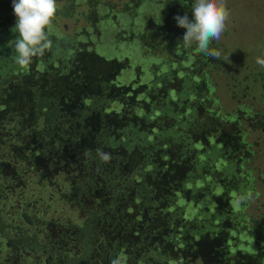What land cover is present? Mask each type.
Instances as JSON below:
<instances>
[{
	"label": "trees",
	"instance_id": "1",
	"mask_svg": "<svg viewBox=\"0 0 264 264\" xmlns=\"http://www.w3.org/2000/svg\"><path fill=\"white\" fill-rule=\"evenodd\" d=\"M14 26L7 18L0 21V142L4 144L0 174L7 177L10 193L16 187L25 191L32 184L39 190L40 197H20L16 204L24 207L26 223L36 225L33 238L40 243L41 252L45 250V255L53 259L56 255L50 264H111L118 256L122 264H264V251L260 246L256 251L251 244V237L263 232L256 229L257 221H253V229L242 225L241 215L233 209L229 215H221L228 218V223L213 231L212 220L207 218L210 213L194 211L192 206L201 190L214 202L226 200L233 184L221 179L238 176L234 171L237 157L224 155L221 150L217 151L220 155H213L210 146L227 133L234 147L240 149V145L245 153H252L245 136L248 130L264 134V111L252 112L253 107L240 105L232 122L205 109L199 121L207 102L199 91L210 81L204 72L202 85L198 84L195 74L207 57L201 53L193 56L194 63L188 70L189 62L180 60L186 50L179 41L173 67H161L156 75L152 69L151 80L144 78L149 72L144 65L132 63L129 54L125 66L118 61L120 55L101 54V48L119 50L120 41L130 48L135 34L121 29V24L114 25L119 31L113 39L106 35L110 31L98 26L83 27L74 34L54 32L52 47L35 57L27 69H20L14 62L12 41L18 35L12 31ZM148 28L137 35L139 39L149 31L161 33ZM166 32H177L178 40L185 34ZM150 44L139 40L144 60L152 57L147 47ZM167 46L165 42L161 50ZM214 62L209 61L213 66ZM132 72L137 77L133 78ZM258 74L253 80L262 82L263 75ZM144 79L149 95L143 90L141 100L128 107L130 102L123 97ZM261 85L264 87V82ZM247 90L249 85L245 84ZM189 93L195 95L192 103L188 102ZM183 100L191 105L185 113ZM202 147L207 153L199 152ZM97 149L110 153V161L102 162ZM222 154L233 163L220 174L211 166L226 160ZM206 173L213 177L210 187L198 191L192 185L191 192L186 190L185 184H193L195 175L201 179ZM218 183L220 189L228 188L224 197L212 191ZM247 184L240 178L232 194L249 192ZM255 194L254 190L252 196ZM188 199L193 213L190 218L183 213ZM73 201L84 217L81 223L63 220L56 213L57 206ZM37 205V209H29ZM236 229L245 232L243 240L227 236V231L234 234ZM247 234L249 245L244 243ZM257 242H262L259 237ZM243 248L245 252L239 251ZM254 250L255 254L248 253Z\"/></svg>",
	"mask_w": 264,
	"mask_h": 264
},
{
	"label": "rangeland",
	"instance_id": "2",
	"mask_svg": "<svg viewBox=\"0 0 264 264\" xmlns=\"http://www.w3.org/2000/svg\"><path fill=\"white\" fill-rule=\"evenodd\" d=\"M99 1L101 4H105L106 8L111 13L107 15L108 19H106V22L102 20L99 21L98 24L100 27H103L105 25L109 26L102 28L105 31L111 32V34L106 35H111L113 39V34L119 31L117 30V28L119 27H114L113 22H116V24L119 23L121 25H124V27H121V29L135 34L134 39L131 41V43L129 42L130 48L125 46L126 42L120 41V45H122V47L119 48V50L110 51L106 48H101L102 55H120L118 56V61L121 62V66H125L126 56L127 54H129L132 63L143 64L146 70L149 71L145 72L146 76L143 75L147 80L152 79L151 75H153V72L155 75L158 74L157 71L159 68L162 67L164 70H166L168 66L169 68L173 67L174 62L172 61L177 60L175 55L177 43L179 41V43L182 44V41L177 39V32L168 34L166 32L167 28L160 27L162 29H159L155 26H149V24L151 25L152 22H147V20L150 17L149 14H151L153 16V21L156 24L159 23L161 26H163L165 22L168 23V21L170 22L171 20V24L176 25L177 22L175 21L174 17L176 15L183 16L186 13L191 20L193 18L191 12L192 5L195 0H183L182 2L181 0H177V2L175 1V4L173 5H171V2L173 0H147L143 6L144 11L139 14V17L133 14L134 12L131 11V9H128V11H126L125 13L123 12L122 9L125 7L126 3L129 2V0ZM57 4L58 12L54 18V24L57 25V27H54V32H58L59 34H74L77 33L79 29L87 27L92 22L91 19L88 18V6L85 2L82 3L81 1H74V3L71 4V7L69 8V13L65 15L60 14V12L65 11L63 9V5L65 3L57 0ZM226 4L230 12V17L227 21L226 29L218 41L213 40L210 44L211 47L215 48L216 46V49L220 52V56L219 58H217L218 61L214 62L212 59L207 57V61L203 64L200 72L195 74L196 76H199L197 78L195 77V79H198L199 82H202V74L204 72L207 73V76L209 78L208 80L210 81L209 86L213 85L211 89H208L209 86L207 83L208 88L206 87V89L199 91L200 94L205 98V100H207V102L204 104L205 106L203 110L199 113V121L203 119V113L205 109L215 111L216 113L218 112L217 116L223 117L224 120H233L234 118L232 117L235 116L236 109L240 105L253 107L254 110H252V112L264 111V87L261 85V83L264 82V67H261L256 63L257 58L264 59V0H226ZM168 14H170L171 17H168ZM0 17H2V19H9V23H16V16L13 12L12 0H0ZM131 21L132 27L130 26ZM147 26H149L148 29L151 30H153V28H155V30L159 29L161 30V33L156 34L153 33L154 31H149L148 36L139 39L140 36L137 35ZM2 31L3 29L0 30V32ZM139 40L141 43H151L150 46L146 45L148 49L152 50V53H150L152 55L151 59L149 57H146L145 60L141 58L145 57V55H143L144 53L139 50ZM165 42L167 43L168 48L161 50V47L164 46ZM102 43H104L106 47L110 46L109 42ZM181 47L182 45L180 46V49ZM183 49H185L186 51L182 55L183 59L180 58V60H186L187 62H189L188 70H190L191 65L194 63L193 56H197L200 53L194 46L190 49ZM200 56L204 57V55ZM119 58H121V60H119ZM168 61H171V63H168ZM209 61L216 63V65L213 66L211 64V66ZM120 62H118V64ZM117 68H119V66H117ZM125 69L126 68L124 67L123 70ZM132 73L134 76L133 78L137 77L136 72ZM258 73H262L263 75L262 82H255L253 80L254 75ZM145 79L143 80V83H139L138 85L135 84L137 92L135 94L136 96H138V93L140 94L144 90L143 87L145 85ZM189 81L191 80L189 79ZM245 84L249 85V90L247 91H245ZM142 95L144 96V93H142ZM194 101L195 95L189 93L188 102L192 103ZM134 105L135 104L133 103L130 106L132 107ZM186 105L187 107L184 108V113L188 111V108L191 106L190 104ZM242 125L246 126L244 122H242ZM245 140L246 142L250 143L248 149L252 153H245V160H243L242 164V159H240L241 161H239L238 159L237 167H234V171L238 169L237 174L239 175V177L241 179L247 180L248 186L246 187V189H251L249 191L251 194H253L255 190L256 194L253 195L252 198L241 207H235L234 211L241 215L242 222H240L242 223V225H247L249 226V228L253 229V221L255 220L258 222V227L256 229L259 231H264V134L260 131L248 130L245 136ZM238 146L240 147V149H237L236 152L241 155L243 153L242 151H245V149L240 145ZM203 149V147L199 148V152L203 151V153H207V151L204 152ZM3 151L4 144L0 142V152ZM229 163L230 161L227 158L226 160H223V162L218 160L217 164L220 165L219 171L226 168V165ZM232 163L230 164L232 165ZM211 179H213V177H210V175L206 173L203 178H195L193 179V184L189 185L190 182H188L185 184V186L191 188V186L193 185L194 187H198L199 189L200 182L202 180L203 182H206V184H204L205 187H210L212 185V182H210ZM2 181L3 183H6L8 179L6 176H2V174H0V182ZM208 182H210V185H207ZM235 185L236 184L231 185L230 188L233 189ZM220 187V183L214 184L211 187L214 195L219 196L222 194L221 191L223 189H220ZM152 188L153 186L151 184V189ZM37 191L39 190H37V187L34 184H32L25 191L16 187L13 193L8 192V195H6V197L0 198V209L3 210L4 217L7 215H9L10 217H17L20 213H18L16 210V208H19L17 207L16 199L20 197L35 198L36 195L40 197V194H37ZM50 191L55 193L54 190ZM201 191V195L196 197V201L192 205L194 207V211L202 209L210 213L211 211H213V208L211 207L213 206V201L207 198L208 196L205 195L206 192L203 193L204 190ZM218 192L219 195H217ZM212 197L213 196L211 194V198ZM49 200L50 198L47 195L46 201ZM189 201L190 199H188V202L184 204L185 212L183 211V213L186 214L187 218H190L193 215L191 209L188 207ZM39 205H37L36 207H31L29 209H37ZM57 207L58 208L56 213L62 216L61 219L64 220V218H68L71 219V221L74 223L82 222L84 217H81L79 209L77 208V203H75V201L68 204H60ZM195 214H197V211ZM245 216L248 217V219H246ZM210 217L211 216L207 218L210 219ZM15 219L17 220L18 218ZM215 219V221H217V218ZM22 225H24L29 233L32 234H34L37 229L36 225L33 227L29 223ZM236 238H240L241 240H243V231L240 232V235H236ZM261 250L263 253V246L261 247ZM262 258L264 260L263 254ZM192 261L197 263L196 258H194Z\"/></svg>",
	"mask_w": 264,
	"mask_h": 264
},
{
	"label": "clouds",
	"instance_id": "3",
	"mask_svg": "<svg viewBox=\"0 0 264 264\" xmlns=\"http://www.w3.org/2000/svg\"><path fill=\"white\" fill-rule=\"evenodd\" d=\"M12 7L16 16L12 31L18 33L12 41L16 54L14 62L20 69H27L35 57L43 56L52 47L51 36L54 33V18L58 12V4L57 0H12ZM191 12L193 17L191 20L187 13L174 17L177 25L186 29L182 39L183 47L190 49L194 46L206 57L219 58L220 52L210 49L209 45L213 40L218 41L226 29L230 17L226 0H195ZM256 63L264 67V59L257 58ZM135 92L136 90L131 89L129 95H135L137 93ZM171 93L174 94V91L171 90ZM139 96L138 93L136 97L141 100ZM96 152L102 162L110 161V153L101 149H97ZM235 157L237 160L240 156ZM185 188L190 187L185 186ZM251 198L250 192L235 193L233 205L239 208ZM111 264H122L121 258L119 256L114 258Z\"/></svg>",
	"mask_w": 264,
	"mask_h": 264
},
{
	"label": "flooded vegetation",
	"instance_id": "4",
	"mask_svg": "<svg viewBox=\"0 0 264 264\" xmlns=\"http://www.w3.org/2000/svg\"><path fill=\"white\" fill-rule=\"evenodd\" d=\"M60 1L65 3L63 5V9L65 11L60 12L61 15H65V14L69 13L68 12L69 8L71 7V4L74 3V1H76V2L81 1L82 3L85 2L88 6V12H89L88 18H90L92 21L87 27H97V26L100 27L98 25L99 21L104 20V22H106V19H108L107 15L111 14L109 12V10L106 8L105 4H101L100 2H98L99 0L98 1L97 0H60ZM92 1H94V2H92ZM146 1L147 0H129V2L126 3L125 7L122 10L125 13L126 11H128V9H131V11L134 12V13L133 12L132 13L137 15V17H139V14L142 13V11H144L143 6H144V3ZM175 1L177 2V0H173L171 2V5L175 4ZM182 1L183 0H181V2ZM59 10H62V9H59ZM149 16L150 17L148 18L147 22H149V21L152 22V24L151 25L149 24V26H153V27L155 26L159 29H162L160 27L167 28L168 32L177 30V31L182 33V32L186 31V29L179 27L177 24L173 25L169 21H168V23L165 22L166 25L164 24L163 26H161L159 23L156 24L153 21V16L151 14H149ZM108 17H110V16H108ZM2 20H5V19H2V17H0L1 22H2ZM113 23H112L113 25H119L120 26L119 23H117V24H116V22H113ZM106 26L107 25H105L103 27H106ZM54 27H57V25L54 24ZM179 39H180V41H182L183 35H182V37H179ZM204 57H206V56H204ZM209 58L215 62L218 61L217 58H214V57H209ZM117 64H118V62H117ZM135 81H138V80H135ZM128 83H132V82H128ZM198 84H201V82H198ZM146 87H147V85H144V87H143L144 92H147ZM201 88H203V86H201ZM148 93L149 92H147V95H149ZM123 98L125 99V101L130 102L128 104V107H131L130 106L131 103L135 104L136 102L139 101V99L134 94L129 95V96L125 95V97H123ZM185 106H186V100H183V108H182L183 111H184ZM234 120L232 122H235ZM228 135L229 134H227V133L222 134L221 135L222 137L216 139V141L212 144V146H210L212 148L213 155H216V154L220 155V153L217 152L218 150H221L222 152H224L223 153L224 155H226V154H228V156L231 154L234 156L238 155V153L235 152L236 147H234L232 142H230V140H228V138H227ZM236 150H237V148H236ZM224 158H226V156H224ZM238 159H239V161H241L240 159L245 160V151L241 154L240 157H238ZM202 160L206 161V159H204V158H202ZM237 160H236V162H237ZM194 162L196 163V161H194ZM197 162H199L198 158H197ZM211 167L213 169H215L216 173H220V171L218 170V168H219L218 164H212ZM237 171H238V169H237ZM220 174H222V173H220ZM232 175H234V173H232ZM2 176H5V174L3 173ZM238 176H234L233 179H231V178L227 179V177L224 176L227 180L224 178V179H221V182L224 181L226 184L230 183V182L232 184L240 183V177H238ZM195 178H198V175ZM193 183H194V181H193ZM2 186L4 188V191H2V193H0V198L6 197V195H8V192H10L9 185L7 184V182L5 184H3V183L0 184V187H2ZM205 188L206 187L201 184L199 189L201 190V189H205ZM225 188H227V187H225ZM194 189L199 191L198 187H194ZM224 189L221 191L222 192L221 195H219V192L217 193V195H219L220 197H224L227 194V192ZM186 190H189L191 192L193 189L192 188H186ZM230 191L231 192H229V194H227L225 201H218L213 197L215 199V202H214V200H212L213 206H211V207L213 208V211L210 212V216H211L210 219L212 220L211 226L213 228V231L215 230L214 228H218L220 226L224 227V225H226V223H228V218H226V217L223 218L221 215L222 214L223 215L228 214V213L232 212L233 209L235 208L233 205V200H232L233 196H234V195H232L233 191L231 189H230ZM200 195L201 194H199V196ZM205 195H206V193H205ZM212 196H214V195H212ZM218 202H221V204L220 203L218 204ZM223 205H225V207H223ZM17 207L21 208V209L19 208L20 210L18 213H20V214H18L17 217L16 216L10 217L9 215L4 217L3 210L0 209V264H42V260L45 261V264H50L49 260H51V259L55 260L56 255L54 256V259H53L51 256L45 255V252H46L45 250H43L41 252L40 243L36 242L33 238L35 233L32 234V233L27 232L28 230L26 229V227L24 225H22V224H26V218L24 217L25 212L23 210L24 207L20 206V204H17ZM15 218H18V219L16 220ZM215 218H217V221L219 223L217 221H215L216 220ZM31 223L32 222H29V224H31ZM226 233H227L228 237H230L231 239H235L236 235H238L240 233V231L236 229L234 234H232L230 231H227ZM257 234H255V235H253V237H251V242H252L251 244L254 245L253 249H256V251L259 249L258 248L259 246L264 247V231L258 232ZM243 235L245 237V232H243ZM258 237L262 241L261 243L257 242ZM247 238L248 239L244 243L246 245H249L250 240H249L248 234H247ZM32 242H34V243H32ZM239 251L245 252V248L240 249ZM248 253L249 254H255V250L252 252H248ZM42 255H43V258H42ZM52 264H55V263H52Z\"/></svg>",
	"mask_w": 264,
	"mask_h": 264
}]
</instances>
